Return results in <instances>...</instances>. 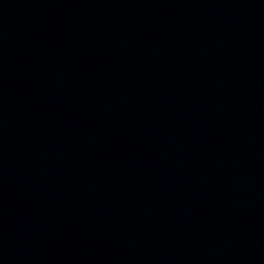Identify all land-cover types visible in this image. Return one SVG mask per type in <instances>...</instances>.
Masks as SVG:
<instances>
[{"label": "water", "instance_id": "95a60500", "mask_svg": "<svg viewBox=\"0 0 264 264\" xmlns=\"http://www.w3.org/2000/svg\"><path fill=\"white\" fill-rule=\"evenodd\" d=\"M0 264H264V0H0Z\"/></svg>", "mask_w": 264, "mask_h": 264}]
</instances>
